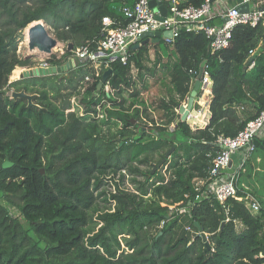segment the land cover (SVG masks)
<instances>
[{
	"label": "trees",
	"instance_id": "16d2710c",
	"mask_svg": "<svg viewBox=\"0 0 264 264\" xmlns=\"http://www.w3.org/2000/svg\"><path fill=\"white\" fill-rule=\"evenodd\" d=\"M203 1L178 0L180 6ZM135 2L0 0V164L12 163L0 169V264H264V186L252 190L261 203L257 213L233 198L224 205L213 196L194 200L193 188L195 179L209 174L219 150L218 136L236 135L264 107L263 20L255 26L235 25L230 45L214 53L200 29L180 28L173 41L155 43L151 65L145 63L150 61V47L142 45L131 51L125 64H111L108 95L97 87L98 80L80 91L85 75L94 71L86 64L60 78L48 75L8 82L17 66L31 63L17 54L18 42L31 22L43 19L55 39L65 43L62 56L48 59L58 65L75 48L95 46L102 17L125 25L128 19L122 9ZM203 60L212 81L209 119L192 129L175 109L188 97ZM158 69L167 73L168 83L158 101L162 120L153 126L156 121L140 93ZM11 89L36 93L40 108L11 99L6 94ZM73 94L80 95L78 104L86 115L65 112ZM97 107L102 117L88 119ZM171 124L183 137L178 143L165 134ZM112 127L116 138L104 131ZM260 142L263 148L255 150L264 160V138ZM168 150L171 154L164 162L170 168L168 178L159 175L152 181L156 171L137 167L149 163L153 153H159V160L164 158ZM125 167L145 176L143 185L152 188L150 201L143 197L147 188L138 194L121 187ZM108 174L109 180L104 178ZM258 179L262 185L264 174ZM106 181L114 185L109 193L102 189ZM237 188L238 195L245 193L239 178ZM158 195L170 199L175 208L194 203L189 213L177 211L170 217L168 205H152ZM99 197L114 202L113 210L98 209ZM225 206L232 211L226 213ZM95 212L101 222L96 230L90 225ZM200 232L207 235L209 247ZM119 234L125 235L124 247Z\"/></svg>",
	"mask_w": 264,
	"mask_h": 264
},
{
	"label": "built area",
	"instance_id": "2783aa9c",
	"mask_svg": "<svg viewBox=\"0 0 264 264\" xmlns=\"http://www.w3.org/2000/svg\"><path fill=\"white\" fill-rule=\"evenodd\" d=\"M166 7V14L162 20L157 18L160 12L157 8L149 5V0H136L134 5L123 7L124 16L128 19L125 25H120L113 21L110 17H102L101 37L96 42L95 46L86 45L77 47L72 50V54L68 57L67 62L72 63V68L77 65H88L94 69L92 73L85 75L79 87L83 92L86 87L98 80L97 87L102 88L108 95L109 85L106 81L102 86H99L101 75L107 68H111L113 62L119 61L125 64L130 57L132 45L139 43L141 35L144 32L159 30L161 32L170 30L171 37H165L166 42L173 41L174 37L180 28H185L188 31L202 30L208 40V50L210 53L220 51L230 45L232 29L237 24H248L255 26L260 20L264 24V9L261 7L263 0H239L234 5H227L221 11L214 12L212 9V1L204 0L200 5L180 6L178 0H156ZM228 1V0H227ZM253 3L254 7H250L248 11L240 12L238 6L243 3ZM219 17L223 21L221 23L212 24L211 22ZM66 46V45H65ZM54 50V48H53ZM46 55V61L41 66L47 68L52 65L48 59L53 53ZM64 51H61L63 53ZM256 49L250 50V55H253ZM59 58V55L56 56ZM76 61V64L74 63ZM74 63V64H73ZM197 73H195L194 80ZM193 82V81H192ZM212 81L207 71V65L203 67V74L200 79V88L197 91V96H201L211 87ZM103 101H106L105 99ZM108 105V104H106ZM80 116H84L83 109ZM98 112L88 113V119L92 117H102ZM200 109H192L186 121L191 126L194 113ZM65 112H75L71 105ZM176 112L178 113L177 109ZM179 114V113H178ZM86 115V114H85ZM180 115V114H179ZM208 113L202 114L201 123L208 121ZM193 124V123H192ZM195 126V124H193ZM264 135V107L252 119L248 120L242 129L236 135L218 136L216 144L219 150L212 159L211 168L206 178H197L194 180V200H201L210 196L215 197L222 205L229 198L244 202V205L252 212L257 213L261 208V203L257 197L244 193L238 195L237 181L246 161L251 157L256 149L253 144V139L260 138ZM234 155L239 156L238 166L232 171L229 169V163L232 162ZM167 167V166H166ZM124 175L121 183L127 180L126 170H121ZM118 182H120L117 179ZM194 201H188L185 206L175 208L174 205H168V215L171 217L175 212L189 213L190 206ZM229 208L225 206V212L228 213ZM163 225L160 223L159 227ZM186 229H190L188 226Z\"/></svg>",
	"mask_w": 264,
	"mask_h": 264
},
{
	"label": "rangeland",
	"instance_id": "374dc122",
	"mask_svg": "<svg viewBox=\"0 0 264 264\" xmlns=\"http://www.w3.org/2000/svg\"><path fill=\"white\" fill-rule=\"evenodd\" d=\"M5 17H6L5 15H2L1 20H3ZM40 22H42L45 25V28L47 29L49 35L51 37L55 38L49 24H47V22H45L43 19H41ZM153 45L154 44H152V43H150L148 45L150 47L149 52H148V54H149L148 56L150 58V61L145 62L147 65H151V62L155 56V49L152 48ZM260 45H261V43H260ZM64 47H65V43L57 40V48H55L53 50L54 54H52V56L53 55H55V56L59 55V57L62 56L64 54V52L61 53V51H64ZM17 54L23 58H24V56H26L28 54V49H27V45L25 43L24 35H23L22 41L18 42ZM46 57H47L46 54L38 53L35 57L30 58L31 63L29 65L17 66L15 71L19 67L20 68H35V67L38 68L41 66V64L44 61L47 60ZM67 61H68V57L56 66H64L65 64L68 63ZM65 72L66 71H59L58 73L45 74V75H41V76L56 75L57 78H60L65 74ZM133 72L135 74L136 70L133 69ZM11 74H12V72H11ZM166 74H165V71L163 72V70L158 69L154 77L148 78L147 88L146 89L143 88L144 90H142L140 93V97L146 101L147 105L149 106V109L152 111L150 114V117L153 118L154 121H156V124H154V125L152 123H149L150 126L151 125L156 126L162 120V116H161L162 112H161V109L158 108V101H159L160 97L164 94L165 85L168 83V75H166ZM32 77H34V76H32ZM32 77H27V78H23V79L28 80ZM10 78H12L11 75L9 76V79ZM12 79H15V78H12ZM17 79H19V78H17ZM27 83H29V86L32 87V85L30 84L29 81ZM140 85H141V82H140L139 86ZM11 91H12V89L8 90L6 94L10 95ZM61 93L66 95V93H68V90L67 91L62 90ZM49 95L51 96L52 94L49 93ZM79 97H80L79 94L78 95L73 94L70 98V103L73 106V108L75 109L76 114H78V115H80V113L82 111L79 108V104H78ZM191 127H192V129H194L196 126H194L191 123ZM173 129H174V124H171L169 126V128L166 130L165 134L169 135L174 143H178V141H181L183 137L177 130L173 131ZM104 131L109 136L111 135V136H114L115 138L118 137L115 135L116 128H114V127H112L111 129L105 128ZM257 155L261 156L262 153L259 150H256L251 155V157L247 160L248 163H245L246 165H244L243 170L241 171L240 176H239V188H240V190L242 189L245 193H248L250 195H254V197H257V195L252 193L253 187L255 186V183L257 182L254 173H257V176H259L258 173H262V171L258 170L256 167H257V165L264 162V160L262 159V161H261V159H259L257 157ZM161 160H162V158L159 160V153H153V154H151V161L149 163L140 164V165H137V167H139L142 171H145V172L148 170H151V173L153 170H154V172L156 171L157 176H156V178L153 177L152 181H154V179H157L159 175H163L165 178H168L170 175V168H167L166 167L167 165H164V163L161 166H158V163ZM247 164H251L253 166V169H254V167H255V169L252 170V172H249ZM152 165H153V167L151 169ZM154 166H156V168H154ZM237 166H238V164L235 167H237ZM126 170H127V168H126ZM127 173H128V175H127V180L125 181V183L120 182L121 183L120 185L122 188L123 187L127 188L128 191L138 193V194H141L142 188L143 189L147 188V193H146V195H143V197L148 199V197L152 196V193H151L152 188L150 187V185L147 184V187H145L143 185L144 184L143 182H145V176L144 175L129 173L128 170H127ZM110 175L111 174H108V175L104 176V178L109 180ZM117 176H118V173L115 175V179ZM112 184H113V182L106 181L104 184V187L102 189L106 190V192L109 193L111 190L114 189V185H112ZM259 191H261V189H259ZM0 201L2 202L3 200H0ZM147 201H150V200L148 199ZM258 201L260 202L259 199H258ZM170 203H171L170 199H165L163 196L158 195V200L156 201V203H154L152 205L153 206L173 205ZM95 204H96V207H98V209H100V210L110 209V208H111V210H113L114 205H115L114 202L103 201L101 197H99L96 200ZM8 209L10 210V212L12 214L19 215V212L15 207L8 206ZM96 213L97 212H95L92 215V221H94V223H90L91 226H94L95 230L101 225V222H99V220L97 219ZM123 236H125V235L119 234V236H118V238L122 244V247H124V237Z\"/></svg>",
	"mask_w": 264,
	"mask_h": 264
},
{
	"label": "water",
	"instance_id": "95a60500",
	"mask_svg": "<svg viewBox=\"0 0 264 264\" xmlns=\"http://www.w3.org/2000/svg\"><path fill=\"white\" fill-rule=\"evenodd\" d=\"M149 5L159 10L160 15H157V18L162 20L166 14V7L162 3L157 2L156 0H149ZM250 6L251 5L249 4V2H246V3L240 4L238 6V10L240 12H245L249 10ZM171 35H172V32L170 30H165L163 32L159 30L144 32L141 35L140 42L132 45L131 48L132 50H136L142 45H146L150 43H158L161 40V38L171 37ZM56 46H57V40L49 35L47 29L45 28V25L42 22L29 25L28 42H27L28 54L24 56V58H33L38 53L49 55L52 53L53 48H55ZM263 46H264V41H263ZM68 50H72L71 43H68ZM74 63L76 64V61H74ZM205 64H206V60H203L200 63L198 73L193 80L192 87H191L188 97L182 104H179V106L176 108L178 113L180 114L181 121H185L187 119L189 112L193 109L195 97L197 95V91L200 88V79L202 77L203 67ZM71 67H72V63L68 62L64 66H50L47 68L40 66L38 68L36 67L35 68H24L25 71H23L20 74L19 79L32 77V76L34 77L41 76L45 74H53V73H58L59 71H67ZM111 72H112L111 68H107L103 71L101 75V80L99 82V86H102L106 81H108V78ZM36 96L37 95L35 93L26 92L24 89L12 90L10 92L11 99L13 100L23 99L26 101L27 107H35L39 109L40 106L35 103ZM132 122L134 121L132 120ZM252 142L256 147L263 148V145L261 144L259 139L255 138L253 139ZM170 154H171V151L168 150L165 153V157L162 158L161 161H159L158 166H161L165 162L166 158L170 156ZM10 165H12L10 161H4L2 164H0V169L9 167ZM229 165H231V162L229 163ZM154 168H156V166H154ZM41 172H43V169H41ZM153 172L154 170L152 171V173ZM229 210L232 211V208L229 207ZM195 226L200 230L197 223H195ZM200 236L202 240L205 241L206 247H209L208 242L206 241L207 235L204 232H200Z\"/></svg>",
	"mask_w": 264,
	"mask_h": 264
},
{
	"label": "crops",
	"instance_id": "0c3cea01",
	"mask_svg": "<svg viewBox=\"0 0 264 264\" xmlns=\"http://www.w3.org/2000/svg\"><path fill=\"white\" fill-rule=\"evenodd\" d=\"M239 0H213L212 1V9H213V11L214 12H218V11H221L225 6H227V5H234V4H236L237 2H238ZM251 6L250 7H254L253 6V3L251 2V3H249ZM261 7L263 8L264 7V2H263V4L261 5ZM223 20L222 19H220L219 17H217V18H215L211 23L212 24H217V23H221ZM165 38V37H164ZM164 38H161V40H164L165 41V39ZM152 44H155V43H152ZM149 45V44H148ZM20 68V67H19ZM16 69V68H15ZM22 69V71H21V73L24 71V68H21ZM14 80H17V78L16 79H12V78H10V79H8V82H12V81H14ZM193 83V82H192ZM191 87H192V85H191ZM210 98H211V87H209L205 92H204V94L203 95H201V96H197L196 95V97H195V101H194V104H193V108L196 110V109H200L199 110V112H195L194 113V117L192 118V123L193 124H195V126L196 127H202V126H204L208 121H205L204 123H201V118H202V114L203 113H205V114H207L208 113V103H209V101H210ZM183 102H181L180 104H182ZM200 104V105H199ZM179 106V105H178ZM198 106V107H197ZM176 110V109H175ZM262 138H264V135H262L260 138H258L259 140L260 139H262ZM256 151V150H255ZM254 151V152H255ZM253 152V153H254ZM257 157L259 158V159H261V161H262V158H261V156H258L257 155ZM238 162H239V156L238 155H234L233 156V158H232V162H231V165L229 166V169L232 171L234 168H235V166L238 164ZM264 163V162H263ZM263 163H261V164H259V165H257V169L258 170H261L262 171V173H258L259 174V176H257V173H254V175H255V178H256V180H257V182L255 183V186L254 187H256L257 189H259V187L260 186H264V181H263V184L262 185H260V183H259V179H258V177H260L261 178V175H263L264 174V164ZM250 167L252 168L251 169V171L250 172H252V170H254L255 169V167H254V169H253V166L250 164ZM262 198V197H261Z\"/></svg>",
	"mask_w": 264,
	"mask_h": 264
},
{
	"label": "bare ground",
	"instance_id": "6f19581e",
	"mask_svg": "<svg viewBox=\"0 0 264 264\" xmlns=\"http://www.w3.org/2000/svg\"><path fill=\"white\" fill-rule=\"evenodd\" d=\"M38 22H40V20H38V21H33V22H31L29 25H32V24H35V23H38ZM29 25H28V26L24 29V31H23L26 45H27V42H28V27H29ZM55 48H57V46H56ZM55 48H54V49H55ZM21 71H22L21 68H17V70H16L14 73L11 74V77H12V78H15V79H16V78H19V77H20V74H21ZM24 71H25V70H24Z\"/></svg>",
	"mask_w": 264,
	"mask_h": 264
},
{
	"label": "clouds",
	"instance_id": "9594fccd",
	"mask_svg": "<svg viewBox=\"0 0 264 264\" xmlns=\"http://www.w3.org/2000/svg\"><path fill=\"white\" fill-rule=\"evenodd\" d=\"M186 121V120H185Z\"/></svg>",
	"mask_w": 264,
	"mask_h": 264
}]
</instances>
